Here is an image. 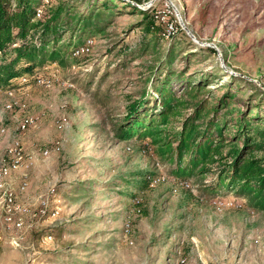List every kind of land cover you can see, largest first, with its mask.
Here are the masks:
<instances>
[{"label":"rangeland","instance_id":"1","mask_svg":"<svg viewBox=\"0 0 264 264\" xmlns=\"http://www.w3.org/2000/svg\"><path fill=\"white\" fill-rule=\"evenodd\" d=\"M45 1L86 17L104 0ZM124 2L84 33L70 25L62 62L0 87V167L15 142L22 151L0 181V264H264V209L219 179L229 159L189 172L150 136L115 134L132 101L160 110L165 81L189 103L165 131L191 112L196 82L197 99L234 94L231 118L257 106L264 119V0ZM142 10L168 21L164 36Z\"/></svg>","mask_w":264,"mask_h":264},{"label":"trees","instance_id":"2","mask_svg":"<svg viewBox=\"0 0 264 264\" xmlns=\"http://www.w3.org/2000/svg\"><path fill=\"white\" fill-rule=\"evenodd\" d=\"M118 4L126 3L124 0H104L100 5H95V13L91 12L85 17L67 1L46 4L45 0H0V87L14 78L19 80L20 74L27 75L25 73H31L35 67L62 62L67 52L61 47L57 48L56 44L62 40L68 27L74 23L72 29L78 26L77 29L81 28L80 31L84 33L92 26V18L98 21L114 14ZM129 6L137 10L131 4L126 7ZM142 13L144 28L162 30L164 36L168 21L155 25L152 15L144 10ZM84 42L71 46L69 53L75 49L74 53ZM21 61L24 66L18 69ZM204 83L196 82L188 86L186 95L193 103L179 130L169 132L161 126L172 123L189 103L183 97L176 98L170 94L165 89V81L157 89L160 110L154 112L156 108L143 106L147 100L132 101L124 121L117 128L116 137L122 141L129 140L133 135L138 138L150 136L153 142L160 143V152L175 157L177 163L180 164L187 157L186 168L189 172L229 159V163H224L226 169L220 171L219 179L238 185L240 193L253 196L255 204L264 209V156L256 155L257 151L263 149L264 119L258 115V111L253 112L257 106L237 110V115L231 118L234 109L229 108L234 94L230 91L214 102H210L209 98L197 99L205 90ZM260 93L264 95V92ZM141 129L144 132H137ZM178 171L183 174L186 169Z\"/></svg>","mask_w":264,"mask_h":264},{"label":"bare ground","instance_id":"3","mask_svg":"<svg viewBox=\"0 0 264 264\" xmlns=\"http://www.w3.org/2000/svg\"><path fill=\"white\" fill-rule=\"evenodd\" d=\"M80 48H78L72 56H77L79 54ZM41 79H47V78H41V77H36V83L40 85H49L50 84V79L48 80H41ZM41 80V81H40ZM47 152H44L46 154ZM9 155H10V163L8 165L0 167V181L1 179L10 171L16 169L22 161V151H21V146L18 142H15L13 146L9 149ZM0 187H1V182H0ZM9 199H11V194L9 193Z\"/></svg>","mask_w":264,"mask_h":264},{"label":"built area","instance_id":"4","mask_svg":"<svg viewBox=\"0 0 264 264\" xmlns=\"http://www.w3.org/2000/svg\"><path fill=\"white\" fill-rule=\"evenodd\" d=\"M41 80H48V79H41ZM41 80H40V81H41ZM223 202H224V201H223Z\"/></svg>","mask_w":264,"mask_h":264}]
</instances>
